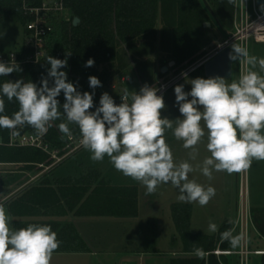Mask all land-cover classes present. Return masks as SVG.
Returning <instances> with one entry per match:
<instances>
[{"label": "clouds", "instance_id": "obj_1", "mask_svg": "<svg viewBox=\"0 0 264 264\" xmlns=\"http://www.w3.org/2000/svg\"><path fill=\"white\" fill-rule=\"evenodd\" d=\"M229 59L246 62L250 70L230 84L222 77L195 78L191 80L190 93L184 91L183 85H177L176 102L183 119L171 120L161 116L166 106L163 96L147 85L139 93L124 89L120 104L105 92L95 112L89 111L94 103L93 93H81L68 82L67 73L60 70L67 66V59L47 56L51 65L48 77L54 78L52 86L48 77L42 79L41 87L23 80L0 85L3 97L19 103V110L12 117L0 115V128L19 134L16 130L28 125L39 134H46L52 122L61 119L57 97L63 91L67 122H61L59 130L71 139L69 124L78 125L80 142L92 153L93 161L102 162L105 156L109 157L118 172L144 185L146 194H153L159 185L170 182L179 189V202L203 207L215 197L216 189L190 180L189 173L195 169L189 162L175 163L166 143V130L183 141L185 149H191L189 156L193 160L198 154L197 145L207 134L206 149L211 155L203 160L200 170L209 180L213 179V170L231 175L248 171L253 161H264V75L252 70L258 65L264 72V58L250 55L246 47L236 43ZM93 64L91 58L86 62L88 67ZM14 71L22 69L17 64L0 62V76ZM89 83L93 89L102 86L96 76H90ZM4 111L5 101L0 98V113ZM208 230L216 232L217 225L210 222ZM221 239L236 249L242 244L243 235L226 230ZM60 243L50 226L32 224L13 230L7 211L0 204V264H50ZM195 255L206 257L202 248L195 249Z\"/></svg>", "mask_w": 264, "mask_h": 264}, {"label": "trees", "instance_id": "obj_2", "mask_svg": "<svg viewBox=\"0 0 264 264\" xmlns=\"http://www.w3.org/2000/svg\"><path fill=\"white\" fill-rule=\"evenodd\" d=\"M65 3L72 13V19L57 22L45 58L37 66L25 64L19 67L22 71L0 76V85L6 81L23 80L41 87L42 79L48 77L51 67L47 56L67 59V66L60 70L67 73L68 82L73 83L77 91L93 93L94 103L89 111L95 112L100 106L101 97L90 87V76H96L101 83H107L133 65L142 84L153 88L157 80L154 61L137 57L148 56L159 48L165 54L160 60L162 64L175 61L176 67L181 65L185 69L205 54L204 37L206 32L211 30L206 28L205 22L212 20L200 0H66ZM211 3L219 19L227 28L232 29L235 0L231 3L229 0H211ZM22 5V0H0V21H18L25 24L28 17L24 14ZM75 17L80 18L78 25L73 23ZM90 58L94 59V64L88 67L86 62ZM199 69L201 73L204 72L203 66ZM160 75L162 76L161 71ZM48 79L49 85L52 86L54 78ZM0 98L5 101V111L0 115L12 117L19 110L18 101H8L2 93ZM57 99L62 116L52 122L53 126L45 135L50 152L34 146L1 144L0 163H22L26 169H33L35 166L43 168L53 164L51 151H57L61 157L70 152L72 148L66 143L67 135L58 127L61 122H67L63 115V91ZM27 128L31 126L25 125L16 131L21 132ZM69 128L73 134L81 136L78 125L72 123ZM10 134V130L0 128L4 142L9 140ZM99 177V172L92 171L79 177H56L57 185L54 187L52 180L44 176L39 181L25 186L6 200V203L10 213L17 217L65 215L68 210L75 209L83 198L85 200L78 207L77 214L136 216L137 187L114 185ZM11 182L0 177V189ZM191 207L187 203H175L172 206L173 218L183 241V252L195 253V249L202 248L208 255L206 254L205 259L196 255L172 257L170 264H228L226 255L219 256L213 251L218 246L221 249L231 247L228 241L221 239L224 231L232 229L231 224L225 223L216 236L193 234L189 230ZM252 216L257 230L264 236V216L259 218L253 210ZM32 224L50 226L57 233V239L61 243L54 252L89 251L85 240L72 222L19 220L15 222V230ZM152 240L156 242L155 235ZM152 250L158 251L155 245Z\"/></svg>", "mask_w": 264, "mask_h": 264}, {"label": "rangeland", "instance_id": "obj_3", "mask_svg": "<svg viewBox=\"0 0 264 264\" xmlns=\"http://www.w3.org/2000/svg\"><path fill=\"white\" fill-rule=\"evenodd\" d=\"M200 1L214 23L212 25V22L208 21L210 25L206 26V28L211 30L207 31L204 37L206 45L205 54L202 57L185 69H183L181 65L176 67L174 63L169 66L165 72H162V76L160 75V71L163 65H169L170 61L166 64H162L160 60L165 54L159 48L148 56L137 57L143 60L154 61L157 80L153 88L157 90V95L163 96L166 105L165 108L161 110L162 118L171 120L183 119L179 111V105L176 102L175 87L177 85H183L184 91L190 93L192 88L191 80L195 78L207 79V77L201 76V69H199V67L191 73L187 74V71L199 63L205 56L213 52L235 31V16L234 26L232 29H229L217 16L211 0ZM250 5V16L253 17L252 3ZM59 21H61L60 18L55 20V26ZM54 31L55 29L52 33H54ZM23 41L24 24L18 21H0V49L11 50L18 48ZM244 47L248 49L250 55L264 58V42H256L253 38H250ZM249 70L250 66L246 62H239V60L233 61V76L229 79H225L226 83L230 84L234 80H238L242 72L247 73ZM252 70L257 71L258 65ZM261 74L264 75V72ZM130 78L133 79L132 82ZM101 84V87L95 88L97 94L101 97L103 93L107 92L116 104L121 103V96L124 89L127 88L130 93H139L144 87L133 65L120 76H117L107 83ZM162 85L165 86L163 90L161 89ZM188 99L190 100L192 97L188 96ZM197 107H199L201 111L203 110L202 106ZM64 120H66V116H64ZM72 135L74 136V140H70L68 137L66 139V143L72 148L70 152L62 157L59 156L57 152L55 153V158L51 166L61 165L72 157V163H68L66 166L60 168L58 173H64L66 170H69L72 171L76 177H79L77 175L83 172L90 173L91 171H100L104 173L105 179L114 184L131 183L139 186L141 192V210L143 214L139 222H136L133 228L134 231L132 232L133 236L139 233V235H137V237H139L137 239L135 238L134 241L131 240L133 243L129 242L128 245H134L133 249L144 251L145 254H138L129 264H170V258L172 257L195 255V253L183 252L182 237L177 230L173 218L172 206L175 203H182L178 201V196L180 195L178 188L169 182L159 185L155 193L146 194V187L139 181H135L130 177L124 176L121 172H118L110 162L109 157L105 156L102 162L93 161L91 159L92 153L85 149L79 141L82 135L76 136L73 133ZM165 139L172 150L175 163L179 164L182 161H187L195 169V171L189 173L190 180H195L205 187L211 185L216 189L215 197H213L206 206L202 207L198 203H187L192 206L189 226L190 232L193 234L203 233L216 236L219 229L225 223L232 221L230 224L232 226L231 230L233 231V235H238L240 234V226L236 227L235 224L244 210L249 216L248 227L250 233V247L264 250V240L254 231V227L256 226L252 216V210L256 215H259V218L264 216V161H253L248 171L233 173L231 175L226 171L216 172L213 170V179L209 180L200 170L203 160L211 155L206 149L207 134L201 143L197 145L198 154L194 160L189 156L191 149H185L183 147V141L175 139L171 130H166ZM45 167L38 168L35 166L33 169H26L25 165L22 163H0V177L3 178V180L12 181L10 185L0 189V204L3 205L4 201L27 185V178L29 175L24 176L26 172L23 171H30V173L34 175L38 173V176H42V174L46 175L50 172L46 170L47 168ZM3 206L8 213L9 226L14 230V218L10 215L8 207L5 205ZM210 222L217 225L216 232H210L208 230ZM107 226L106 224H100L98 230L94 232L98 238V240H94V245L100 249H105L108 244L107 242L109 239H107L106 236L104 237V233L108 231ZM120 229L121 228L118 229L119 232L117 233V229L115 228V237H122L124 235ZM94 233L92 237H94ZM154 235L156 236L155 243L152 240ZM121 243L122 242H119L117 239V241L114 242L113 252L102 254L103 251L100 250L102 252L97 256L90 254L53 253L50 264H123L120 258L118 259L121 246L124 245ZM154 245L156 250H158L157 252L152 250ZM263 257L264 254L252 255L250 264H264ZM227 258L229 264H238L236 255Z\"/></svg>", "mask_w": 264, "mask_h": 264}, {"label": "built area", "instance_id": "obj_4", "mask_svg": "<svg viewBox=\"0 0 264 264\" xmlns=\"http://www.w3.org/2000/svg\"><path fill=\"white\" fill-rule=\"evenodd\" d=\"M65 1L66 0H22L23 12L28 17V20L24 24V41L18 48L11 50L0 49V62L17 64L19 67L25 64L37 66L46 56L48 42L55 29V20L60 18L61 20L70 21L72 19V13L66 6ZM251 3L254 14L253 17L250 16ZM250 38H253L255 41L264 42V8L258 7L256 0H235V31L201 61L207 60L216 51L226 46L232 47V45L236 43H240V45L244 46ZM161 89H165V86L162 85ZM21 132H18L19 134L11 133L7 142H4L3 137L0 135V145L34 146L50 152L49 144L45 142L46 134H39L35 128L26 130L23 135H21ZM81 139L82 138H79V141H81ZM70 140H74L73 135ZM56 152L55 150L51 151L53 158H55ZM235 226H240V234L243 235V241L240 247L238 249H221L220 246H218L213 252L219 256L222 254L227 257L236 255L238 264H250L251 256L264 254V250L250 247L248 227L249 216L247 212L243 210ZM206 254L208 255V253Z\"/></svg>", "mask_w": 264, "mask_h": 264}, {"label": "crops", "instance_id": "obj_5", "mask_svg": "<svg viewBox=\"0 0 264 264\" xmlns=\"http://www.w3.org/2000/svg\"><path fill=\"white\" fill-rule=\"evenodd\" d=\"M259 42V41H256ZM257 72H259L260 74L262 73V71L259 69L258 66V70ZM202 77H207L205 75V72L200 73ZM262 75V74H261ZM208 78V77H207ZM133 80V79H132ZM71 159L72 157H70L69 160H67V162H64L61 165H53V166H46L45 168H47L46 170L50 171L48 174L43 175L42 176H38L37 174H32L30 173V171H23L26 172L24 176L29 175L28 179V183L32 184L35 183L37 181H39L42 177L47 176L49 177L52 182H53V186L55 187L57 184H55V178H67L69 176H75L72 171L66 170L64 173H58L60 168H62L63 166H66L68 163L71 164ZM87 173L83 172L80 173L77 176L80 175H85ZM100 179L103 177L104 178V173L100 172ZM105 179V178H104ZM98 180V179H97ZM112 183V182H111ZM114 184V183H112ZM26 185V186H27ZM114 185H127V186H136L138 189V213L136 216H114V215H91L89 213H85V214H77V209L78 207H80V205L82 204V202L85 200V198H83V200L81 201L80 204H78V206L73 209V210H68L67 214L65 215H52V216H47V215H37V216H22V217H17V216H13L11 213L10 215L13 216L14 218V230H15V222L17 221H59L61 223H67V222H72L75 224L77 231L79 232V234L82 236V238L85 240L87 246L89 247V251L88 252H70L73 254H90V255H100V252H102V254H109L111 252H113V246H114V242L118 241L122 242L124 245L121 246L120 252H119V257L120 261L123 264H129L131 261H133V259L135 257L138 256V254H145L144 251H138L135 248L133 249V246L128 245L129 242H131V240H135V238L137 239V235L133 236L132 232L134 231V227L136 222H139V219L141 218L143 212L141 210L142 205H141V192L139 189V186L137 184H114ZM24 188V187H23ZM22 188V189H23ZM21 189V190H22ZM20 190V191H21ZM11 198V197H10ZM10 198H8L7 200H9ZM7 201L4 202L3 205L8 207V204L6 203ZM9 209V208H8ZM10 212V211H9ZM100 224H106L108 225V231H106V233H104V237L106 236L108 240V244L107 247L105 249H100L98 247H96L94 244V240H98L96 234L94 233L95 231L98 230V226H100ZM115 228L117 229V233L119 232V228L121 232H123L122 237H115L114 236V231ZM254 231L261 236V238L264 240V236L257 230L256 227H254ZM92 232V233H91ZM94 233V237H92V234ZM120 235V234H119ZM132 235V236H131ZM249 237H250V233H249ZM116 239V240H115ZM133 241L131 243H133ZM121 243V244H122ZM102 250V251H100ZM54 253H58V252H54Z\"/></svg>", "mask_w": 264, "mask_h": 264}, {"label": "water", "instance_id": "obj_6", "mask_svg": "<svg viewBox=\"0 0 264 264\" xmlns=\"http://www.w3.org/2000/svg\"><path fill=\"white\" fill-rule=\"evenodd\" d=\"M256 4L260 8H264V0H256ZM80 22L79 17H75L73 20L74 25H78ZM209 22H205V26H209ZM232 52V48L230 46H226L223 49L216 51L210 58L205 61H201L197 63L195 66L191 67L188 73H191L196 68L203 66L205 75L208 78L222 77L224 79H229L233 76V61L229 59V54ZM175 61H170L169 65H164L161 69V72H165L169 66L173 65ZM132 82V78H130ZM28 129H34L33 127L24 129L21 132V135Z\"/></svg>", "mask_w": 264, "mask_h": 264}]
</instances>
